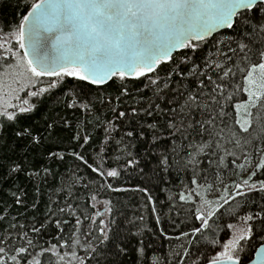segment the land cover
<instances>
[{
    "label": "trees",
    "instance_id": "obj_1",
    "mask_svg": "<svg viewBox=\"0 0 264 264\" xmlns=\"http://www.w3.org/2000/svg\"><path fill=\"white\" fill-rule=\"evenodd\" d=\"M40 1L0 0V80L19 68L33 81L0 116V264H205L242 219L234 255L250 260L264 242V165L241 176L264 152V86L247 126L238 107L264 61V1L106 84L31 65L19 34ZM233 178L246 189L201 228L209 191Z\"/></svg>",
    "mask_w": 264,
    "mask_h": 264
},
{
    "label": "water",
    "instance_id": "obj_2",
    "mask_svg": "<svg viewBox=\"0 0 264 264\" xmlns=\"http://www.w3.org/2000/svg\"><path fill=\"white\" fill-rule=\"evenodd\" d=\"M264 0H42L22 24L23 50L44 74L70 67L91 82L152 70L190 42L225 31ZM205 264H264V242L242 262L227 257Z\"/></svg>",
    "mask_w": 264,
    "mask_h": 264
},
{
    "label": "rangeland",
    "instance_id": "obj_3",
    "mask_svg": "<svg viewBox=\"0 0 264 264\" xmlns=\"http://www.w3.org/2000/svg\"><path fill=\"white\" fill-rule=\"evenodd\" d=\"M19 39L22 42V36L20 37V34ZM145 72L146 70H139L137 74H143ZM62 74L63 76L68 75L74 77H83L81 70L77 67L67 68L63 70ZM31 79L32 77L30 74L24 72L22 69L17 68L15 69L14 73L8 76L6 75L4 82L0 80V116L5 112L10 113L12 108L15 110V108H17L15 106L20 103V99L22 102L25 100V97L21 96L20 99H18V96L24 88L26 89V87H28V83L31 81ZM248 86V99L238 107V117L240 123L243 126H247L250 105L254 103L256 99H258L264 86V61L252 69L249 75ZM16 100L18 101L16 102ZM21 107H23V104H21ZM263 165L264 152H262L255 161L250 160L245 164L241 178L244 180L251 179L253 172L261 168ZM246 186L247 184L243 183L239 186H236L233 178L230 182H222L221 184H217L213 190L209 191V194L207 195L208 197L201 207V228L210 224V220L217 209L223 205H226L233 199L234 196H229L230 191L235 190L236 188L243 191L246 189ZM214 228L216 230L219 229L216 227ZM230 229L231 236L222 244H220V250L216 253L215 260L227 257L238 258L234 255V248L241 238L249 235L250 223L248 222V219H242L237 223L230 225Z\"/></svg>",
    "mask_w": 264,
    "mask_h": 264
}]
</instances>
